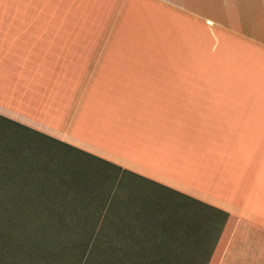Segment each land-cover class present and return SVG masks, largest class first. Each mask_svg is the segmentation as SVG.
I'll list each match as a JSON object with an SVG mask.
<instances>
[{
  "label": "crops",
  "instance_id": "obj_1",
  "mask_svg": "<svg viewBox=\"0 0 264 264\" xmlns=\"http://www.w3.org/2000/svg\"><path fill=\"white\" fill-rule=\"evenodd\" d=\"M0 117L225 211L207 264H264V0H0Z\"/></svg>",
  "mask_w": 264,
  "mask_h": 264
},
{
  "label": "rangeland",
  "instance_id": "obj_2",
  "mask_svg": "<svg viewBox=\"0 0 264 264\" xmlns=\"http://www.w3.org/2000/svg\"><path fill=\"white\" fill-rule=\"evenodd\" d=\"M4 126L7 128L5 134L15 138L9 146H1L9 158L5 163L9 161V170L13 173L5 179L18 183V189L28 190L33 199L54 205L56 212L62 215H87L91 220L97 219L96 225L91 222L87 228L118 230L122 243L126 245L133 238L134 241L148 242L151 247L153 244L163 248L179 247L181 254L171 257V264L189 263L191 249L202 246L196 240H190L192 237L187 242L165 238L170 230H185L183 225L172 224L175 211L181 214L192 209L180 196L47 138L13 125ZM17 165L22 169L19 176L15 175ZM3 171L8 170L4 168ZM21 180L27 184L22 185ZM200 214L199 211L196 216ZM112 220L118 224L113 225ZM154 220L164 223L155 225ZM30 242L35 243L34 239H26L28 245ZM84 255L85 250L79 255H70L64 264H87Z\"/></svg>",
  "mask_w": 264,
  "mask_h": 264
},
{
  "label": "trees",
  "instance_id": "obj_3",
  "mask_svg": "<svg viewBox=\"0 0 264 264\" xmlns=\"http://www.w3.org/2000/svg\"><path fill=\"white\" fill-rule=\"evenodd\" d=\"M4 125H13L41 136L29 127L0 117V264H58L61 261L64 264L67 257L79 255L83 250L87 264H171L169 262L171 257L180 256L179 247L163 248L156 244L151 247L148 242L134 241L133 238L128 241L130 244L126 245L122 243L123 239L118 230L105 231L93 226L87 228L91 222L92 225H96L97 219L91 220L87 215L83 217L62 215L56 212L54 205L41 199H33L25 188L18 189V183L14 184L10 179L7 181L5 178L12 173L9 170L11 164L9 161L5 163L9 158L1 146L5 144L6 147L9 146L8 144L15 138L8 133L5 134L7 128ZM47 139L71 149L67 144ZM85 155L110 166L106 161ZM4 168L8 171H3ZM15 169L16 176L22 174V169H19L18 165ZM20 183L27 184L23 180ZM170 192L183 198L192 209L181 214L175 211L172 224L183 225L185 230L181 232L176 229L170 230L165 238L187 242L192 237L190 240H196L202 246L191 249V261L187 264H207L227 213L187 195ZM199 211L200 216H196ZM111 223L118 224L115 220ZM162 223H164L162 220L160 222L154 220L155 225ZM28 238L34 239L35 243L30 242L28 245L26 243Z\"/></svg>",
  "mask_w": 264,
  "mask_h": 264
}]
</instances>
